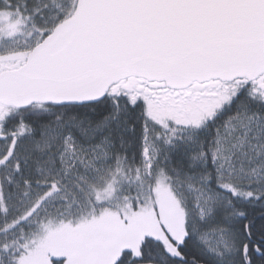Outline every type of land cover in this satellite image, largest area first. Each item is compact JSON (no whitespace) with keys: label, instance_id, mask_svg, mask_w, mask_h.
Listing matches in <instances>:
<instances>
[{"label":"snow or ice","instance_id":"1","mask_svg":"<svg viewBox=\"0 0 264 264\" xmlns=\"http://www.w3.org/2000/svg\"><path fill=\"white\" fill-rule=\"evenodd\" d=\"M0 264H264V0H0Z\"/></svg>","mask_w":264,"mask_h":264}]
</instances>
